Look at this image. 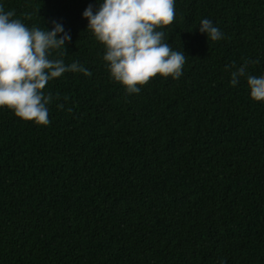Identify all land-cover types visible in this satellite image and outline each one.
Instances as JSON below:
<instances>
[{
  "label": "trees",
  "instance_id": "16d2710c",
  "mask_svg": "<svg viewBox=\"0 0 264 264\" xmlns=\"http://www.w3.org/2000/svg\"><path fill=\"white\" fill-rule=\"evenodd\" d=\"M100 2L0 0L29 28L62 25L51 58L91 72L49 81L47 126L0 108V264H264V101L226 70L264 75V0H175L158 30L182 75L132 94L83 16Z\"/></svg>",
  "mask_w": 264,
  "mask_h": 264
},
{
  "label": "clouds",
  "instance_id": "9594fccd",
  "mask_svg": "<svg viewBox=\"0 0 264 264\" xmlns=\"http://www.w3.org/2000/svg\"><path fill=\"white\" fill-rule=\"evenodd\" d=\"M14 15L0 5V108H7L22 120L47 126L48 105L53 100L52 93L45 91L49 81L66 72L88 76L91 72L79 62L66 65L63 58H51L54 51L63 57L66 42L71 40L62 25L53 22L51 31L29 28L13 19ZM83 16L88 20V30L104 46L103 59L111 77L128 93H139L158 75L173 79L182 75L184 52L173 50L165 41V32L158 30L175 22V0H101L95 12L89 5ZM199 31L211 41L224 35L208 19L201 20ZM250 63L259 61L245 59L239 67L235 62L227 65L226 70L235 69L230 83L235 86L246 77L251 99L264 101V75H250Z\"/></svg>",
  "mask_w": 264,
  "mask_h": 264
}]
</instances>
